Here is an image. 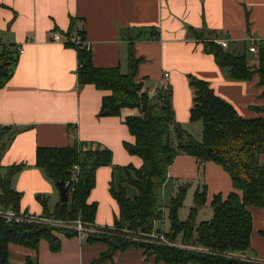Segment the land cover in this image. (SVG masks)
<instances>
[{"label":"crops","instance_id":"crops-1","mask_svg":"<svg viewBox=\"0 0 264 264\" xmlns=\"http://www.w3.org/2000/svg\"><path fill=\"white\" fill-rule=\"evenodd\" d=\"M74 20L73 27L83 28L82 37L91 46L97 68L119 67L127 73L133 43L135 55L142 59L138 80L144 81L151 93L164 86L163 76L168 73L176 121L192 135L203 127L190 119L194 91L188 75L209 83L244 119L264 117V111L257 110L264 106L259 77L230 79L228 69L220 68L205 51L204 41L189 33V27L204 30L205 38L227 42L225 50L246 52L249 60L253 55L256 62L250 64L255 65L258 53L248 50V39H255L256 45L264 39V0H0V53L10 46L23 50L18 52L10 81L0 90V127L18 130L1 158L2 165L28 164L13 183L23 194L22 212L41 217L44 207L39 196L47 200L50 211L61 198L60 189L35 166L36 150L42 146L67 147L77 142L84 151H111L113 163L96 170L95 187L88 198L89 203L98 205L95 225L99 231L112 227L119 213V204L110 192L112 180L120 179L123 167L142 165L141 158L125 149V143L135 139L122 118L100 114L102 98L109 92L91 84L78 86L77 50L49 41L54 31L66 37ZM4 139V134L0 135V141ZM261 161L264 164V154ZM171 181L173 190L187 186V194L192 186L196 192L207 185L205 205L210 206L215 195L226 197L234 190L220 165L200 164L190 155H178L161 190ZM250 211L252 246L244 258L264 263V209L250 207ZM211 214L213 217V210ZM61 239L60 253H53L46 240L40 242L38 254L19 245L13 253L10 245L9 263L25 264L28 256L37 255L39 264H168L145 259L139 248L118 252L113 262L96 263L107 249L104 243L85 244L87 234L62 235Z\"/></svg>","mask_w":264,"mask_h":264},{"label":"trees","instance_id":"trees-1","mask_svg":"<svg viewBox=\"0 0 264 264\" xmlns=\"http://www.w3.org/2000/svg\"><path fill=\"white\" fill-rule=\"evenodd\" d=\"M247 13V18H248ZM75 20L72 21V27ZM71 27V29H73ZM193 39L203 40L205 51L212 54L220 68L228 69V76L234 81L259 77L264 87V39L258 41L257 63L251 65L247 53H233L225 50L214 40L205 38L204 30L189 27ZM83 32L81 33V36ZM84 38V37H83ZM78 57V86L91 84L97 89L108 91L102 98V109L109 116H120L134 136L133 143H125L131 155L142 159L136 168L132 164L122 168L118 181L112 180L110 192L119 204V213L112 227L87 234L86 244L104 243L107 246L96 263L110 260L118 252L132 248L143 250L145 259L168 264H264L244 259L251 249L253 214L250 207L264 209V117L243 118L231 103L216 95L209 83L188 75L193 88V105L190 109L191 121L202 123V139L197 140L176 121L173 110L172 87L161 86L151 93L138 80V67L142 59L134 52L133 43L128 51L127 73L119 67H96L91 49L74 46ZM16 46L5 47L0 53V90L10 81L18 59ZM264 95V90L262 92ZM264 111V106L257 108ZM133 111H137L134 114ZM0 210L22 212L23 194L13 187L16 175L28 167L26 163H14L4 167L1 158L18 133L11 127H0ZM178 155L195 157L200 164L213 162L220 165L231 179L234 190L226 197H213L211 207L213 217L197 223L199 209L207 203V185L194 193V206L189 217L183 221L178 215L187 195V186H180L168 206L169 231L162 229L157 234V223L164 218L159 206V194L169 179V168ZM35 166L58 189V182L65 184L71 179L74 164L89 173H81L79 182L71 190L66 189L67 201H59L50 211L47 200L38 197L44 207L42 218H51L73 223L80 219L86 227L97 229L98 205L88 202L95 187L96 170L113 163L109 150H82L77 142L67 147H40L36 150ZM135 188V196H129V188ZM79 236L76 230L55 228L34 222L11 221L0 215V264H10V245H19L39 253V244L46 240L53 253L63 249L62 239ZM157 234L165 238V243L143 242ZM264 238V229L261 232ZM139 239V240H136ZM159 240V239H158ZM157 240V241H158ZM25 264H39L38 256L25 259Z\"/></svg>","mask_w":264,"mask_h":264},{"label":"built area","instance_id":"built-area-1","mask_svg":"<svg viewBox=\"0 0 264 264\" xmlns=\"http://www.w3.org/2000/svg\"><path fill=\"white\" fill-rule=\"evenodd\" d=\"M83 32V28H77L74 27L73 29H71L68 32V35L66 37H64L60 32L58 31H54L51 38H50V42H55V43H61L63 45H74L76 47L81 46V47H86L87 49H90L91 46L89 43H87V41H85L83 39V37L81 36V33ZM248 40L251 41V45L248 47V50L250 52L253 53H258L257 52V47H256V42L255 39L249 38ZM216 43L220 44L222 47H227L228 43L223 41V40H215ZM19 53H22L23 50L21 47L17 48ZM164 79V85L167 86L168 84V80H169V74L165 73L163 76ZM82 173V169L80 167L79 164H74L71 170V174L72 177L71 179L65 184V187L67 188L68 186L70 187L71 190H75L74 187L75 185L79 182L81 174ZM0 215L2 217H4L7 220H11V221H25V222H34V223H39V224H46L49 225L51 227H55V228H67V229H72V230H76L77 232H79V234H88L89 232H97V229L92 228V227H86V225L83 223L82 220L78 219L73 223H68V222H64V221H57L55 219H51V218H42V217H37L35 215L32 214H25V213H17V212H13L11 210L5 211V210H0ZM165 243V242H163ZM245 259V258H244Z\"/></svg>","mask_w":264,"mask_h":264},{"label":"rangeland","instance_id":"rangeland-1","mask_svg":"<svg viewBox=\"0 0 264 264\" xmlns=\"http://www.w3.org/2000/svg\"><path fill=\"white\" fill-rule=\"evenodd\" d=\"M250 58V63H255L256 62V59L253 58V55H251ZM199 122V121H198ZM201 124V122H199ZM202 132H198L196 129L193 130V135L194 137L199 141H201L202 139V136H201ZM83 173V171H82ZM171 183L172 181L170 182L169 184V187H167L164 191L163 190H160V194H159V206H161L162 208V211H163V215H164V218L161 219V221H159L157 223V229H162L164 231H169V227H170V221H169V215H168V206L170 205V199L171 197H174L177 192H178V187L177 189L173 190V187L171 186ZM170 191H169V188H171ZM129 191H130V197H133L134 195H136L137 191L135 188L131 187L129 188ZM194 193H195V190H193V186L191 187V189L189 190V193L187 194L186 198H185V202H184V205L183 207L179 210V213L178 215L180 216V219L185 221L188 219L189 217V212H190V208L192 206H194ZM212 207L208 204V205H204V207L200 208L199 209V212H198V217H197V220L196 222L197 223H200V222H203L204 220H210L212 218ZM102 231V230H100ZM57 235L60 237H62V233H57ZM159 239V240H158ZM136 240H139V239H136ZM158 240V241H157ZM147 241L149 242H155L157 244H160L161 242H165V238L161 235V237H158L157 234L155 235H151V238L150 239H147V240H143V242H146ZM86 244V242H85ZM12 249H13V253L16 249H19L21 247H19L18 245H11ZM21 250H24L25 252H28L26 249H21ZM38 261H39V256H38ZM79 261H80V258H79ZM94 263V261H93ZM80 264H82V262L80 261Z\"/></svg>","mask_w":264,"mask_h":264},{"label":"water","instance_id":"water-1","mask_svg":"<svg viewBox=\"0 0 264 264\" xmlns=\"http://www.w3.org/2000/svg\"><path fill=\"white\" fill-rule=\"evenodd\" d=\"M108 112L105 111L104 114H107ZM91 171L90 168H85L83 169V174H86V173H89ZM58 189H60V201L61 202H66L67 201V193H68V190L66 189L65 187V182L62 180V181H59L58 182ZM161 233V230L160 229H157V234H160Z\"/></svg>","mask_w":264,"mask_h":264}]
</instances>
